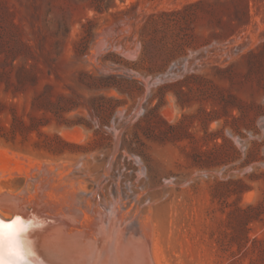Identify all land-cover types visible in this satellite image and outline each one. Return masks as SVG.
I'll return each mask as SVG.
<instances>
[{"label":"rangeland","instance_id":"374dc122","mask_svg":"<svg viewBox=\"0 0 264 264\" xmlns=\"http://www.w3.org/2000/svg\"><path fill=\"white\" fill-rule=\"evenodd\" d=\"M0 157L128 192L155 264H264V0H0Z\"/></svg>","mask_w":264,"mask_h":264},{"label":"bare ground","instance_id":"6f19581e","mask_svg":"<svg viewBox=\"0 0 264 264\" xmlns=\"http://www.w3.org/2000/svg\"><path fill=\"white\" fill-rule=\"evenodd\" d=\"M51 165L39 166L36 175L27 174L32 184L27 182L19 192L0 193V218H20L21 243L29 264H155L149 214L144 220L138 218V207L130 205L133 196L124 192L122 197L115 189L107 200L96 188L86 191L73 181L68 184L70 176L62 171L55 174L56 165ZM74 177L79 183L80 176Z\"/></svg>","mask_w":264,"mask_h":264},{"label":"snow or ice","instance_id":"6c2138e0","mask_svg":"<svg viewBox=\"0 0 264 264\" xmlns=\"http://www.w3.org/2000/svg\"><path fill=\"white\" fill-rule=\"evenodd\" d=\"M20 218H0V264H29L21 243Z\"/></svg>","mask_w":264,"mask_h":264}]
</instances>
